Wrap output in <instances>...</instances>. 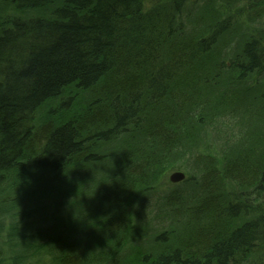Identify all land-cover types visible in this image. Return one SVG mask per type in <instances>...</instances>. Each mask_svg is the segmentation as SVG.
I'll use <instances>...</instances> for the list:
<instances>
[{"label":"trees","instance_id":"16d2710c","mask_svg":"<svg viewBox=\"0 0 264 264\" xmlns=\"http://www.w3.org/2000/svg\"><path fill=\"white\" fill-rule=\"evenodd\" d=\"M168 1L0 0V264L39 256L53 264L264 258V214L249 217L264 202V143L190 180L170 181L163 199L140 194L130 220L126 208L138 186L157 182L181 146L180 126L206 122L210 91L243 85L247 94L221 98L247 107L261 87L249 82L264 79V0H179L173 9ZM185 2L203 14L191 34L181 24ZM235 27L250 31L233 43ZM119 152L120 165L103 164L112 181L102 179L100 192L87 185L72 193L77 173ZM227 180L236 195L222 185ZM186 181L197 191L180 186ZM154 210H163L160 230L134 255L106 254L110 241L93 233L112 239L134 227L148 238L141 223ZM11 211L17 215L8 220Z\"/></svg>","mask_w":264,"mask_h":264},{"label":"rangeland","instance_id":"374dc122","mask_svg":"<svg viewBox=\"0 0 264 264\" xmlns=\"http://www.w3.org/2000/svg\"><path fill=\"white\" fill-rule=\"evenodd\" d=\"M252 29L254 28L252 27ZM237 33L238 34L231 39L233 43L235 38L242 34V31H237ZM255 82H257V85H261V87L259 90H257V92L253 90L254 95H252L250 99L245 102L247 107L237 102V100L230 101V103H228L225 101V98H221L224 94L232 97L247 94L242 92L243 90L241 88L244 87L243 85L233 86V83H231L230 90L228 88V84H222L221 89L224 92H217L218 95L215 92L216 90L210 91V99L213 104L207 111L208 118H206V122H197L194 124L184 123L183 126H180L178 133V143H181V146L175 149L173 154L169 157L168 163L161 167L163 174L159 176L158 181L155 183L150 182L152 186L149 189H154V191L147 193L149 189L138 186L135 191L136 197L131 200L126 208L130 210V220H132L131 210L137 206H140L141 204L137 199L140 194H144L145 196L148 195V197L154 196L155 198L156 194L158 193L161 199H163L164 193L167 195L172 191V187L169 185L171 183L170 176L173 173L182 172L185 174V178L189 177L190 180L192 176L201 175L205 168L207 170L214 169L215 163L219 164L221 167V162L224 158L235 157L243 151L261 149L260 146L262 143H264V79L259 80L257 78H253L249 83L250 85L254 86ZM225 87H227V89ZM247 88L252 89V87L249 86H247ZM252 115H255L253 116L254 118ZM119 153L117 158L114 156L107 163L103 162L100 164H93L94 166H92V169L89 168L84 172L80 171L77 173V176L71 181V186L73 188L71 190L72 193L74 194V192H76L77 195H80L81 193L86 192L87 185H91L93 190L95 188L97 192H100V188L105 187L102 185V179L108 177V179H106V183L107 181L109 183L112 181V179L109 178L112 176H107V170L105 167H103V164L109 165L113 159H116V163L120 165L121 161H119V159L123 156V153ZM117 168L118 167L115 165L111 167L110 173L115 174ZM85 179L87 182H85ZM186 183L188 184L180 186H185L187 189H190L189 191H197V187L195 185L193 186L192 181H186L185 184ZM105 185L107 186V184ZM222 185L231 193L235 194L238 191L237 187L228 180L223 181ZM58 186L59 185H55L57 188ZM91 195L94 196L93 194ZM45 202L53 203L55 200L48 199L44 200V203ZM50 206H52V204ZM162 206L164 207V204H162L161 207ZM164 209L166 210V208ZM255 210L258 211L249 217H255L264 214V202H259L258 206H255ZM162 211L163 210H158L157 214H155L156 210L150 211L152 214L153 223L149 218L141 223V226L145 230L148 238L142 237L141 229L140 234H137V231L139 232V230L135 229L134 227L129 233L125 232L113 235L114 237L112 239H108L109 236L95 231L93 233H95L99 241H110L106 242L103 246L105 247L103 250L106 252V254L115 255L116 253L117 256H121L123 253H127L129 256L134 255L136 248H138L137 246H140L142 242L145 243L149 241V243L146 245L148 247L153 243V237H151V234L154 230H160L159 226L156 224V217L160 215ZM99 214L101 215V213ZM16 215V212L12 213L11 211V216L8 220H10V218H14ZM7 216L8 215H5L3 219L6 220ZM177 227L178 226L176 225V228ZM34 229L35 228H32L30 232H32ZM125 236V245L124 243L121 245L122 242H120V240L122 241L123 238L125 239ZM252 261L253 264H264V258H261V260L253 258ZM28 264H53V262L51 261L50 257L46 258L44 256H39L38 258L31 259Z\"/></svg>","mask_w":264,"mask_h":264},{"label":"bare ground","instance_id":"6f19581e","mask_svg":"<svg viewBox=\"0 0 264 264\" xmlns=\"http://www.w3.org/2000/svg\"><path fill=\"white\" fill-rule=\"evenodd\" d=\"M146 1H150V2H153V1H155L156 3H158V4H162L163 2V0H146ZM179 2V0H169L168 1V7H169V9H173V8H175L176 7V3L175 2ZM164 3H167V2H164ZM160 6V5H159ZM161 7V6H160ZM167 7V6H166ZM187 7H188V3H184L183 4V7H182V11L184 12V15H183V17H185L184 18V22H182L181 24L182 25H184L185 27H186V34L189 32L190 34L191 33H193V32H195L196 31V27H197V29H198V26H202L203 25V23H202V19H203V14L201 13V12H199L198 14H197V12L196 13H192V12H189V10L187 9ZM162 8V7H161ZM159 10V9H158ZM157 13H160L159 11H157ZM161 13H164V14H166V15H169V13H167V12H161ZM160 13V14H161ZM163 15V14H162ZM216 17V15L214 14V15H211V18L212 17ZM226 16H225V14H223L222 15V17L221 16H219V17H216V18H220L221 20H224V18H225ZM205 23V22H204ZM242 31V34L241 35H239L238 37H239V40L244 36V35H247V33H246V31H250V30H245V29H242V28H237V27H235V31H236V33H237V31ZM238 34V33H237ZM264 54H260V56L261 57H264L263 56ZM180 61H181V58L180 57H176L175 58V60H174V63H173V66H177L179 63H180Z\"/></svg>","mask_w":264,"mask_h":264},{"label":"water","instance_id":"95a60500","mask_svg":"<svg viewBox=\"0 0 264 264\" xmlns=\"http://www.w3.org/2000/svg\"><path fill=\"white\" fill-rule=\"evenodd\" d=\"M170 179L172 182H179L185 179V174L182 172H176L170 176Z\"/></svg>","mask_w":264,"mask_h":264}]
</instances>
